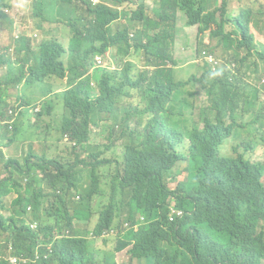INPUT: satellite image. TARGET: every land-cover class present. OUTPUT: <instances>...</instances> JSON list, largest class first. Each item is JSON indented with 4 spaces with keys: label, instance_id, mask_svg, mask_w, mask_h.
I'll return each mask as SVG.
<instances>
[{
    "label": "clouds",
    "instance_id": "obj_1",
    "mask_svg": "<svg viewBox=\"0 0 264 264\" xmlns=\"http://www.w3.org/2000/svg\"><path fill=\"white\" fill-rule=\"evenodd\" d=\"M29 1L31 19L34 11L43 4L53 5L52 1L56 11L50 12L51 17H85L93 24L91 30L106 38L95 44L103 51L93 55V65L73 76L37 81L29 73V114L11 96L5 115L0 116L1 133L7 129L11 134L19 130V116L29 118V149L22 160L25 163L29 154V207L23 218L31 235L29 249H33L29 264L42 260L58 264L55 254L62 236L49 212L51 183L60 176L57 163L77 164L84 187L107 196L106 214L113 215L108 229L99 234L104 220L97 208L89 219L73 222L75 237L100 264L104 259L112 264H157L153 257H132L135 240L129 235L140 231L160 237L175 256L190 258L195 252L200 261L204 241L197 236L199 222L211 198L224 203L236 248L256 257L257 247L264 245V0H227L225 12L216 14V23H206L202 16L221 7L224 0L213 6L202 0L205 9L200 21L194 20L186 0ZM141 7L143 14H138ZM34 35L35 39L29 36L34 44L44 39ZM142 45L150 47L152 62H143ZM130 63L136 65L132 76H149L139 77L140 87L132 90L141 92L125 98L133 102L127 109L136 120L138 111L155 101L150 76L157 69L172 71L175 82L183 84L171 103L175 127L168 126L161 136L166 143L131 158L126 150L137 143L128 134L132 124L125 120L123 109L114 100L117 120L113 114L99 113L103 73ZM71 90L78 92L95 117L87 144L101 148L98 153L91 148L82 151L79 160L63 157L77 146L71 134L61 133L70 116L63 95ZM41 160L44 165H39ZM58 193L63 195L61 190ZM81 195L72 190L69 199L80 201ZM17 197L16 193L3 197L0 210L8 215H1H12ZM131 204L138 210L132 221ZM118 207L121 216L115 211ZM215 236L222 239L220 234ZM120 245L125 247L119 249ZM128 249V259L120 262V254Z\"/></svg>",
    "mask_w": 264,
    "mask_h": 264
},
{
    "label": "trees",
    "instance_id": "obj_2",
    "mask_svg": "<svg viewBox=\"0 0 264 264\" xmlns=\"http://www.w3.org/2000/svg\"><path fill=\"white\" fill-rule=\"evenodd\" d=\"M123 1V0H119ZM187 5L194 17L195 21H200L205 6L202 0H186ZM51 4L55 5L52 1ZM218 0H208V5L217 4ZM227 0L221 7H216L214 11L204 14L202 19L206 23H216V14L225 12ZM53 5L41 6V10L34 11L32 16V24L36 34H41L44 38L39 44H34L31 39L25 35L15 38L13 41L19 43L25 41L22 48V54H15L11 47L4 50L0 43V116H4L9 107V100L14 97V91L17 92L14 104H20L24 107L25 114H29V73L37 81H43L47 78H59L73 76L75 71L85 69L89 64L93 65V55L96 52H102L95 44L97 41L106 40L105 37L99 36L93 26L85 17L74 20L63 19L60 15L51 17L50 12L56 11ZM175 5H178L176 3ZM199 7V8H197ZM9 5L0 0V39L1 33L7 24L12 23V19L7 15ZM143 7L138 8V14H143ZM68 17V16H67ZM5 25V26H4ZM149 45V44H148ZM148 45H142L145 48V54L142 58L144 63L152 62L148 49ZM142 56V55H141ZM136 70L135 63H130V67H121L117 71L109 74L104 72L102 76L101 91L102 96L99 99V113L113 114V118L117 120L116 102L125 112V120L132 124L128 134L137 143L136 147L131 146L126 150V156L131 158L140 152L154 149L157 145L166 143L162 139L163 131L167 132L168 126L175 127L172 123L173 112H171V103L173 102L175 92L183 85L176 83L172 71L157 69L151 77L150 88L156 93L155 101L146 109L138 111L132 115L127 109L133 104L132 101L125 102V98L131 99L134 92L133 89L140 87L139 79H148L147 74H140L139 77L132 76ZM91 76L86 78V82L90 83ZM67 108L69 109V118L63 123L61 128L62 135L71 134L77 140L76 147L72 153L63 156L69 160H79V154L88 152L90 146L87 144L89 140V126L94 121L89 107L81 103L78 92H67L63 95ZM185 104H189L184 98L181 99ZM125 102V103H124ZM174 105V103H173ZM155 117L153 121H149L150 117ZM141 118V120H139ZM148 123L149 131H143ZM1 132V131H0ZM18 132L16 130L12 136L8 138L7 146L16 144L18 140ZM2 133H10L7 129ZM99 146H94L91 151L98 153ZM111 164L108 159L105 160ZM39 165H44L41 160ZM0 208L3 206V197L16 193L18 197L13 201L12 215L5 217L0 214V233L4 238L0 239V264H29V226L23 218L27 214L29 207V154L25 159V163L17 159H7L3 151L0 149ZM60 171L58 180L51 183L54 193L49 196L53 202L49 205L50 215L54 218L55 227L62 238L58 242L59 248L56 249L55 259L58 264H88L90 261L96 264L95 254L87 251L89 247L83 244L75 237L73 222L75 219L90 218L94 208L99 211V217L104 222L99 226V234L108 229L111 224L112 213L107 212L108 200L107 196L99 194L94 188L86 189L82 184L83 179L81 172L77 170V164L70 165L68 163H57ZM8 176V177H7ZM106 176V175H105ZM25 183V185H24ZM61 190L63 195H59ZM72 190L81 192V199L77 201L75 197H70ZM118 215L121 216L122 210L118 207ZM138 211L131 204L129 211V220L132 221V215ZM107 218H106V217ZM70 231V235H67ZM9 233V236L7 235ZM215 234H220L219 239ZM204 241V249L197 260L195 252L190 258L175 256L169 250L162 239L152 232L140 231L131 233L130 239L135 240V246L132 250V257H153L157 264H262V256L264 255V245L257 247V256L251 257L250 251L240 252L234 243L233 234L229 223L224 216V203L215 198L209 199L207 211L203 213L199 222L198 234ZM125 245H120L119 249ZM41 264H51L46 260H42ZM102 264H112L107 259L102 260Z\"/></svg>",
    "mask_w": 264,
    "mask_h": 264
},
{
    "label": "rangeland",
    "instance_id": "obj_3",
    "mask_svg": "<svg viewBox=\"0 0 264 264\" xmlns=\"http://www.w3.org/2000/svg\"><path fill=\"white\" fill-rule=\"evenodd\" d=\"M9 5L7 15H9L12 19V23L7 24L4 30L1 33V48L4 50L7 47H11V50L15 54H22V48L25 44V41H20L19 43L14 42L13 40L19 36L25 35L24 39L28 36H34L35 39V29L31 21V10L29 11V0H5ZM233 5V4H232ZM30 14V15H29ZM218 43V42H217ZM216 41L213 42V46H215ZM17 92L14 91L13 102H15L17 96ZM19 132H18V140L16 144H12L11 146H7L8 138L12 136L11 133H1L0 132V149L3 151L7 159H17L22 161L26 152L29 149V118L25 119L22 116H19L18 120ZM10 130L13 131V128ZM2 171V168H0ZM8 177V176H7ZM13 196L7 197L5 199V204L9 205ZM1 213L8 215L6 211H1ZM4 238L0 233V239ZM128 250L120 254V262L123 263L126 255L128 254ZM128 256V255H127ZM128 257H126V260Z\"/></svg>",
    "mask_w": 264,
    "mask_h": 264
}]
</instances>
